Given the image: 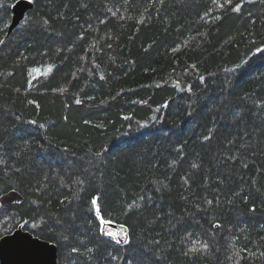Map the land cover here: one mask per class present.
Listing matches in <instances>:
<instances>
[{
    "label": "trees",
    "instance_id": "trees-1",
    "mask_svg": "<svg viewBox=\"0 0 264 264\" xmlns=\"http://www.w3.org/2000/svg\"><path fill=\"white\" fill-rule=\"evenodd\" d=\"M16 1L0 196L25 202L0 238L22 226L59 264H264V0H34L7 36Z\"/></svg>",
    "mask_w": 264,
    "mask_h": 264
},
{
    "label": "water",
    "instance_id": "water-1",
    "mask_svg": "<svg viewBox=\"0 0 264 264\" xmlns=\"http://www.w3.org/2000/svg\"><path fill=\"white\" fill-rule=\"evenodd\" d=\"M34 0H17L12 6L11 22L8 26L9 36L24 21L28 11L33 9ZM7 38L0 45L5 43ZM24 195L15 189L9 190L0 196V203L5 207L23 204ZM121 226L127 229V238L130 239V231L126 225L112 222L102 227L106 231H120ZM219 225H217L218 227ZM103 236L115 240L102 232ZM122 234V233H121ZM121 243L117 245H125ZM0 264H59L58 246L48 240L35 236L32 232L25 230L22 226L15 229L12 233L0 238ZM210 264V263H206Z\"/></svg>",
    "mask_w": 264,
    "mask_h": 264
},
{
    "label": "snow or ice",
    "instance_id": "snow-or-ice-1",
    "mask_svg": "<svg viewBox=\"0 0 264 264\" xmlns=\"http://www.w3.org/2000/svg\"><path fill=\"white\" fill-rule=\"evenodd\" d=\"M226 2H227V3H231V0H226ZM220 6L223 7V5H220ZM235 10H236V11H239V10H240V9H239V6H237V7L235 8ZM2 42H3V41H0V43H2ZM79 102H80V101H77V103H79ZM33 123H34V122H33ZM92 204L96 206V208H95L96 215H97L98 217H100L102 223H103L104 225L109 224L110 221L105 220L104 217H103V215H101V211H102V210H101L100 206L98 205V198H93V199H92ZM100 231H101V232H104L106 235L112 237V238L115 240V242H116L117 244L128 243V242H129V241H128V238H127V229L124 228L123 226H121V229H120V231H118V232H116V231H111V232H110V231H106V229H105L104 227H101ZM121 233H122V234H121ZM203 247L206 248L207 245L204 244ZM72 251L76 252V251H78V249L73 248ZM89 251H91V249H89ZM190 251H192V252H196V251H198V249H197L196 246H193V247L190 249Z\"/></svg>",
    "mask_w": 264,
    "mask_h": 264
},
{
    "label": "bare ground",
    "instance_id": "bare-ground-1",
    "mask_svg": "<svg viewBox=\"0 0 264 264\" xmlns=\"http://www.w3.org/2000/svg\"><path fill=\"white\" fill-rule=\"evenodd\" d=\"M1 204V203H0ZM2 205V204H1Z\"/></svg>",
    "mask_w": 264,
    "mask_h": 264
}]
</instances>
